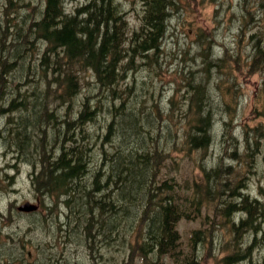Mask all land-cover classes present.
Wrapping results in <instances>:
<instances>
[{
    "label": "trees",
    "instance_id": "16d2710c",
    "mask_svg": "<svg viewBox=\"0 0 264 264\" xmlns=\"http://www.w3.org/2000/svg\"><path fill=\"white\" fill-rule=\"evenodd\" d=\"M140 1L141 15L135 29L124 18L121 0H43L37 8L32 7L33 16L19 17L17 28L3 22L1 13L0 112H18L14 120L8 118L10 141L6 145L14 160L30 165L33 190L40 207L47 211L44 217L58 215L57 207L62 205L65 235L74 234L91 256L111 236L114 243L127 247V258L114 264H163L164 256L174 261L183 259L185 264H200L199 251L205 244L212 246V231L208 229L207 236L204 230L191 235L193 254L189 256L180 248L176 224L201 216L209 204L213 215L232 219L237 247L223 261L230 264L251 259L253 249L264 247V202L239 190V179L230 186V178L234 180L231 176L238 161L242 165L252 163V153L261 150L264 98L259 110L262 120L251 127L242 125L243 156H235L237 150L231 149L230 154L215 160L213 167L201 168V182L194 179L193 186L166 176L164 169L168 161H175V152L211 146L215 120L212 108L218 102L210 95L207 82L218 80L210 77L212 67L219 77L228 73L230 62L225 61L226 57L209 61V44L204 42L208 39L201 41L204 43L199 53L205 58V66L199 75L204 79L196 80L194 71L188 69L177 91L173 90L185 103L182 116L186 121L180 129L174 126V114L160 110V103L154 99L141 105L139 93L134 90L142 89V80L134 77L122 88L118 85L128 81L127 74L135 63L161 55L168 23L185 3ZM252 1L256 2L254 8ZM239 6L240 27L257 14L254 29L263 33L260 17L264 0H240ZM258 38L255 59L264 60L260 57L264 56V45H258ZM258 64L250 60L248 66L264 73V62ZM85 75L93 80L87 92ZM13 80L16 83L11 88ZM225 81L221 78L216 87L227 109L235 97L233 84ZM180 86L186 87V95ZM131 87L134 97L128 95ZM176 101L172 97L170 107H175ZM58 107L65 108L62 114ZM87 122L99 123V131L88 130ZM252 134L257 137L248 138ZM48 136L53 143L46 140ZM34 137L36 140H32ZM231 145L240 147L236 141ZM33 153L36 155L31 156ZM245 232H249L247 242L242 241ZM5 261L12 263L3 258L0 264ZM57 261L48 258L51 264Z\"/></svg>",
    "mask_w": 264,
    "mask_h": 264
},
{
    "label": "rangeland",
    "instance_id": "374dc122",
    "mask_svg": "<svg viewBox=\"0 0 264 264\" xmlns=\"http://www.w3.org/2000/svg\"><path fill=\"white\" fill-rule=\"evenodd\" d=\"M41 1L43 0H0V20L2 13L3 22L11 23L17 28L21 21L19 17L27 15L29 18L32 14V7L36 6L37 8ZM121 1L125 6L124 18L128 26L131 29L137 28L141 15V1ZM182 2L185 3L184 9L175 12L168 23L169 29L163 39L161 55H158L156 59L151 57L145 60V63H135L132 71L127 74L130 77L128 81L120 82L118 88H122L125 82H132L134 77L142 80V89L134 90L139 93L137 98L140 104H148L154 99L160 103V110H168L174 114V126H178L180 129L186 121V118L182 116L185 103L173 90L177 91L176 86L178 87V82H182L183 72L187 74L188 69L194 71L196 80L204 79V76L199 75L200 69L205 66V63L203 64L205 58L199 53L202 49L200 46L204 42H208L207 58L209 61L227 58L225 61L230 62L228 73L218 77L219 74L212 67L210 77H213V80L216 77L218 80L207 82L210 95L213 98L217 97L216 102H218L212 108L215 111V120L212 123L211 146L206 150L192 148L193 150L186 151L185 149L182 152H175L173 154L175 161L173 163L168 161L167 167L164 169L166 176H175L180 183L187 182L193 186L194 179L201 182V177H199L201 168L213 167L215 160L230 154L231 149L237 150L235 156H243L244 135L242 133L245 128L242 125L246 124L251 127L262 120L259 110L264 98V73L254 72V68L248 64L250 60L258 61V66L264 62L259 58L255 59L254 50V44L259 39L258 37L261 38L258 45H264V32L258 33L257 29H254L257 14L254 19L251 17L248 23L240 27L242 15L239 6L240 0H182ZM74 5L73 3L67 6L72 8ZM255 5L256 2L252 1V8ZM254 12L256 11L253 10V14ZM9 17L10 20H7ZM260 19L264 31V11H261ZM0 27L2 26L0 25ZM256 32V36L250 37ZM12 33H14V27ZM204 38L209 41L205 40L201 44ZM229 52L230 56H228ZM260 57L264 59V56ZM225 61H218V63L223 64ZM228 77L231 78L230 81ZM221 78H226L225 82L233 84L231 92L235 98L227 109L222 105L221 94L216 87ZM15 83L13 80L11 88ZM88 84L92 87L93 80L85 75V92L88 91ZM20 86L23 87V84ZM179 88L181 91L186 89L185 86ZM133 89L134 87H131L128 91L129 96H136ZM172 97L181 103L176 101L175 107H170L168 102ZM64 109L58 107L60 114ZM7 111L0 112V259L6 258L12 262L11 264H18V261H21L20 264H51L48 262V258L51 261L57 258L56 264H114V262L120 263L126 259L127 247H121L114 243L111 236H109L108 243L101 244L98 247V252L92 256L74 234L69 233L67 237L66 229L63 227L65 219L62 205L57 207L58 215L52 214L46 218L44 215L47 214V211L43 207H40L36 213L19 214L16 211L18 205L25 201L34 203L37 197L31 184L32 169L30 165L14 160L10 148L6 145L10 141L9 134L6 132L10 128L8 118L14 120L18 115L17 111ZM99 126L100 124L96 122L85 124V127L93 132L99 131ZM250 137H257V135L252 134L248 136V138ZM261 139V150L258 153H252V163L242 165L239 161L237 162L236 171L231 176L234 177V180L230 178V186H234L239 179V183L236 185L239 190L243 189L249 196L257 197L264 202V193H262L264 191V137ZM32 140H36V137ZM46 140L53 143L51 136H48ZM235 141L240 147L237 145V148H234L231 145V142ZM28 147L29 150L32 149L31 145ZM33 155L36 154L33 153L31 156ZM230 160L229 162H233ZM6 164H15L16 166L11 169L6 167ZM5 172H9L8 175L12 176V179H4ZM213 214L214 211L208 204L203 208L201 216L189 220L183 219L176 224L180 236V248L189 256L193 254L191 235L194 232L197 233L198 230H204L207 236L208 229L212 231L213 244L212 246L205 244L199 251L200 264H223L222 257L232 253L237 247V244L234 245L235 234L231 229V219ZM212 223L215 224L214 228L211 227ZM58 224L60 230L57 227ZM57 231L61 232L57 233ZM248 237L249 232H245L242 241L247 242ZM2 255H4L3 258ZM10 256H12L11 259ZM182 258L187 259L186 256H182ZM263 260L264 247L258 250L253 249L251 259L233 264H262ZM161 262L163 264H184L183 259L174 261L168 256L163 257ZM3 264H6V261ZM136 264H140V262Z\"/></svg>",
    "mask_w": 264,
    "mask_h": 264
},
{
    "label": "water",
    "instance_id": "95a60500",
    "mask_svg": "<svg viewBox=\"0 0 264 264\" xmlns=\"http://www.w3.org/2000/svg\"><path fill=\"white\" fill-rule=\"evenodd\" d=\"M17 209L18 211H22V212H31L37 209V205L29 203V202H25L21 204Z\"/></svg>",
    "mask_w": 264,
    "mask_h": 264
},
{
    "label": "flooded vegetation",
    "instance_id": "af4514ba",
    "mask_svg": "<svg viewBox=\"0 0 264 264\" xmlns=\"http://www.w3.org/2000/svg\"><path fill=\"white\" fill-rule=\"evenodd\" d=\"M16 165L15 164H13V165H11V164H6V167H9V168H11V169H13V167H15ZM5 171V170H4ZM6 174H5V177H7L8 178V180H10V179H12V176H9L8 175V172H5ZM10 178V179H9Z\"/></svg>",
    "mask_w": 264,
    "mask_h": 264
}]
</instances>
